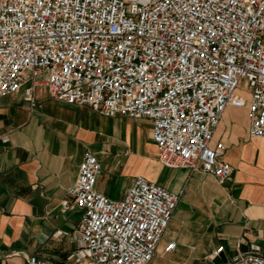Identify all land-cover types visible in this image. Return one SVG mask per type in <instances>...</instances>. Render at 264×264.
I'll return each mask as SVG.
<instances>
[{"label":"built area","instance_id":"2783aa9c","mask_svg":"<svg viewBox=\"0 0 264 264\" xmlns=\"http://www.w3.org/2000/svg\"><path fill=\"white\" fill-rule=\"evenodd\" d=\"M40 83L54 100L149 119L164 166L223 183L234 167L211 140L226 107L246 106L248 134L264 137V0H0V98L23 89L33 106ZM101 172L85 152L63 201L81 210L79 247L57 264H149L183 189L137 175L113 200L95 188Z\"/></svg>","mask_w":264,"mask_h":264},{"label":"crops","instance_id":"0c3cea01","mask_svg":"<svg viewBox=\"0 0 264 264\" xmlns=\"http://www.w3.org/2000/svg\"><path fill=\"white\" fill-rule=\"evenodd\" d=\"M33 101L23 89L0 98V264H28V255L57 264L79 247L81 210L63 201L88 151L102 166L95 188L110 199H121L137 175L183 189L149 264H225L254 247L264 255V137L248 134L246 106H227L214 131L211 144L223 143L222 159L234 167L220 183L164 166L147 118L54 100L43 83Z\"/></svg>","mask_w":264,"mask_h":264}]
</instances>
